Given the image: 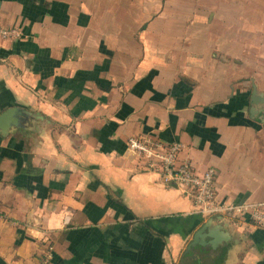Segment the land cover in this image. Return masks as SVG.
Here are the masks:
<instances>
[{"label":"crops","instance_id":"obj_1","mask_svg":"<svg viewBox=\"0 0 264 264\" xmlns=\"http://www.w3.org/2000/svg\"><path fill=\"white\" fill-rule=\"evenodd\" d=\"M0 26L23 33L0 40V114L22 109L0 264H264V226L201 215L126 145L179 142L218 198L264 207V0H0Z\"/></svg>","mask_w":264,"mask_h":264},{"label":"built area","instance_id":"obj_2","mask_svg":"<svg viewBox=\"0 0 264 264\" xmlns=\"http://www.w3.org/2000/svg\"><path fill=\"white\" fill-rule=\"evenodd\" d=\"M21 36L23 33L18 27L0 26V40L18 39ZM126 145L139 158L144 170L157 173L163 183L187 191L201 215L248 217L264 226V207L257 203H234L226 198H218L214 189V169L209 167L201 173L195 172L187 160L178 158L181 143L164 142L151 136H129Z\"/></svg>","mask_w":264,"mask_h":264},{"label":"water","instance_id":"obj_3","mask_svg":"<svg viewBox=\"0 0 264 264\" xmlns=\"http://www.w3.org/2000/svg\"><path fill=\"white\" fill-rule=\"evenodd\" d=\"M22 109H18V108H11L8 109L6 112L1 113L0 114V129L2 127L3 121L7 118L8 115H11L12 113L16 112V111H21ZM1 131V130H0ZM209 224V221L207 222ZM191 245V244H190ZM189 245V246H190Z\"/></svg>","mask_w":264,"mask_h":264},{"label":"rangeland","instance_id":"obj_4","mask_svg":"<svg viewBox=\"0 0 264 264\" xmlns=\"http://www.w3.org/2000/svg\"><path fill=\"white\" fill-rule=\"evenodd\" d=\"M204 12H206L205 14L207 15L208 11H205V10H204ZM206 19H207V17H206Z\"/></svg>","mask_w":264,"mask_h":264}]
</instances>
